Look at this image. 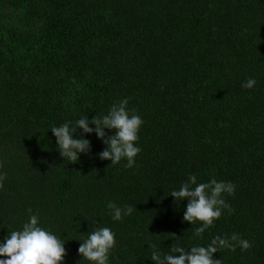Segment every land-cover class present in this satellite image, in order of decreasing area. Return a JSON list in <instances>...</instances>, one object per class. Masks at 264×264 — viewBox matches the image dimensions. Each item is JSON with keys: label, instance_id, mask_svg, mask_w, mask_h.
Masks as SVG:
<instances>
[{"label": "trees", "instance_id": "1", "mask_svg": "<svg viewBox=\"0 0 264 264\" xmlns=\"http://www.w3.org/2000/svg\"><path fill=\"white\" fill-rule=\"evenodd\" d=\"M125 98L144 120L132 168L101 159L95 133L91 155L61 157L51 127ZM0 161V239L39 213L62 264H90L78 248L99 227L116 233L110 264L233 233L252 246L213 258L264 264V0H0ZM190 175L236 186L202 238L170 196ZM110 201L137 210L115 221Z\"/></svg>", "mask_w": 264, "mask_h": 264}, {"label": "clouds", "instance_id": "2", "mask_svg": "<svg viewBox=\"0 0 264 264\" xmlns=\"http://www.w3.org/2000/svg\"><path fill=\"white\" fill-rule=\"evenodd\" d=\"M255 84L256 80L249 77L242 87L251 89ZM127 105L128 99L125 98L118 105H112L110 111L101 117L93 116L90 119L86 114L74 124L66 122L51 127L61 157L77 162L81 154L91 155V142L84 138V134L95 133L106 145L99 153L101 159L110 160L112 164L126 159V167L132 168L136 164V156L141 152L137 142L144 120L134 110H129ZM78 129L80 135H77ZM105 130H111L112 134H106ZM3 167L4 164L0 161V169ZM3 180L4 175L0 174V187L3 186ZM235 190L236 186L231 181L212 179L207 183H198L196 175H190L178 190H172L170 196L180 202L187 199L183 220L190 224L202 222L195 229V236L202 238V234L221 217L224 209L231 210L224 194L234 195ZM107 207L115 221H121L137 210L136 205L120 206L111 201ZM65 241L41 226L39 213L31 214L20 229L13 230L10 234L8 232L0 239V257H3L0 258V264H62L66 255ZM115 246L116 233L110 227H99L87 234L80 243L78 253L90 264H110V253ZM237 246L243 251L252 245L237 233L230 237L218 235L206 246L195 245L188 250L177 244L169 253H162L156 244H152L151 260L154 264H222L221 259L213 258V254L222 249L235 250Z\"/></svg>", "mask_w": 264, "mask_h": 264}]
</instances>
